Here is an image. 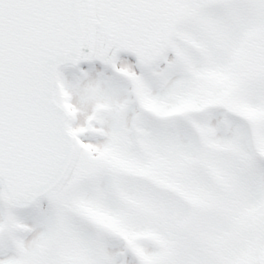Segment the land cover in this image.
Wrapping results in <instances>:
<instances>
[{"label":"snow or ice","instance_id":"snow-or-ice-1","mask_svg":"<svg viewBox=\"0 0 264 264\" xmlns=\"http://www.w3.org/2000/svg\"><path fill=\"white\" fill-rule=\"evenodd\" d=\"M0 264H264V0H0Z\"/></svg>","mask_w":264,"mask_h":264}]
</instances>
